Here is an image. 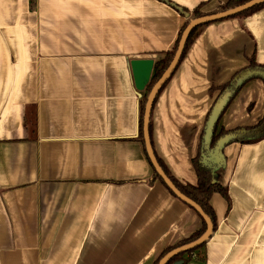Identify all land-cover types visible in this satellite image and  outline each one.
<instances>
[{"label":"crops","instance_id":"1","mask_svg":"<svg viewBox=\"0 0 264 264\" xmlns=\"http://www.w3.org/2000/svg\"><path fill=\"white\" fill-rule=\"evenodd\" d=\"M167 1L208 14L227 0H0V264H153L200 227L153 179L139 139L130 60L173 46L185 16ZM252 53L264 64V6L207 24L156 95L151 145L181 184L196 183L210 87ZM263 113L255 78L219 124L244 129ZM223 153L217 226L204 262L186 264H264V138Z\"/></svg>","mask_w":264,"mask_h":264},{"label":"water","instance_id":"2","mask_svg":"<svg viewBox=\"0 0 264 264\" xmlns=\"http://www.w3.org/2000/svg\"><path fill=\"white\" fill-rule=\"evenodd\" d=\"M264 0H249L240 5L227 8L224 10H219L214 13L204 14L199 17L190 18L186 27L182 31L180 39L178 41L177 48L174 52V55L169 62L166 69L163 71L158 80L153 84L150 91L147 94L146 101L144 104L143 115H142V137L144 141L145 151L150 160L151 165L153 166L156 173L161 177L166 186L175 194V196L183 201L184 203L191 206L204 220L206 224V228L204 232L195 240L183 244L181 246L175 247L168 251L163 257H161L157 264H166L171 258L174 256L194 249L200 244L206 242L211 234L213 233V226L211 219L204 213L201 207L195 203L193 200L185 196L183 193L179 191V189L174 185V183L170 180V178L165 174L159 163L157 162L156 156L154 154L151 141L150 134L148 130L149 121H150V113L153 102L159 90L162 88L164 83L170 78L174 70L176 69L179 60L181 58L186 40L190 34V32L197 26L209 23L212 21L225 19L240 12L253 7L256 4L263 3ZM181 14L188 16V13H185L180 6L171 3ZM154 61L151 58H136L130 60V68L133 78L134 87L139 96H141V92L145 90L146 85L148 84L152 71H153ZM253 77H261L264 78V71L257 68H248L237 75H235L232 79L231 86L226 89L213 103L210 112L207 116L204 131L202 134L201 140V151H200V159L199 162L210 169V173L212 176V183L217 182V177L219 170L225 168V156L223 150L226 145L236 140L238 137L245 133L244 129H239L234 132H229L221 136L217 139L214 145H211V139L213 136V131L216 123L218 122L221 114L223 113L225 107L228 105L231 97L234 95L236 90L243 85L245 81ZM173 264H181V261H176Z\"/></svg>","mask_w":264,"mask_h":264},{"label":"trees","instance_id":"3","mask_svg":"<svg viewBox=\"0 0 264 264\" xmlns=\"http://www.w3.org/2000/svg\"><path fill=\"white\" fill-rule=\"evenodd\" d=\"M247 1H249V0H227L224 4L220 5L218 8H219V10H224V9H227V8H231V7L240 5V4L245 3ZM167 2H169V1H167ZM202 6H203V3H200L191 12H189L188 10H186V9L181 7L185 13H188V16H185L183 14L185 16V21L182 24V26L180 27L178 35H177V38H176L173 46L171 47V49L167 50L164 53V56L162 58H160L159 60L155 61L154 65H153V71H152L151 78H150L148 84L145 87L144 94L139 99V139L142 142H143V137H142V115H143V109H144V104H145V101H146L147 94L150 91V89L153 86V84L158 80V78L161 76V74L163 73V71L166 69V67L168 66L169 62L171 61V59H172V57L174 55V52H175V50L177 48L178 41L180 39L182 31L186 27L189 19L190 18L199 17V16H202V15L205 14L201 10ZM263 6H264V2L256 4L253 7H250L248 9L240 12L239 14H236V15L228 17V18L245 17V16L250 15L251 13L257 11L258 9L262 8ZM225 19H227V18H225ZM209 23H205V24L199 25V26L195 27L190 32V34H189V36H188V38L186 40V43H185V46H184V49H183V52H182V55H181V58H180L179 62L182 60L183 56L185 55V53L187 52L188 48L193 43V41L202 32L203 28ZM248 68H253V69L257 68V69H260V70L264 71V64L257 63L256 60H255L254 53H252L251 56L248 58V64L245 67L241 68L240 70L236 71L228 81L224 82L223 84H221L219 86H211L210 87V89H209L210 93L213 94L215 91H217V95H216V97L214 99V102L226 89H228L231 86L233 77L235 75H237L239 72H241V71H243L245 69H248ZM255 78L262 80L263 85H264V78H261V77H253V78L248 79L247 81H249L251 79H255ZM247 81H245L243 83V85ZM166 82L164 83V85L166 84ZM164 85L162 86V88L164 87ZM243 85L240 86L236 90L234 95L231 97L229 103L233 100V98L240 91V89L243 87ZM229 103H228V105H229ZM228 105L225 107V109L228 107ZM251 107H252V103L247 106V110H250ZM225 109H224V111H225ZM219 120H220V118H219ZM219 120L216 123L214 131H213V136H212V139H211V145H214L215 142L217 141V139L220 138L221 136H223L224 134L229 133V132H234V131L239 129V128H234V129H231V130H226L223 126H221L219 124ZM148 130H149V134H150V138H151V122L150 121H149ZM244 130H245V133L243 135H241L240 137H238L234 141L240 142V143H252L254 141H257L259 139L264 138V113H263V116L258 120V122L255 125L247 126V127L244 128ZM155 156H156L157 162L159 163V165L161 166V168L163 169L165 174L170 178V180L179 189V191L181 193H183L185 196H187L188 198H190L191 200H193L195 203H197L201 207V209L204 211V213L207 214V216L211 219L212 226H213V231H215L216 226H217V220H216L215 212H214L213 208L211 207V205L209 203V199H210L211 195L213 193H215V192H218L221 195L225 196L226 195V187L221 185V183L219 181H217L215 183L211 182L212 176H211V173H210V169L205 167V166H203L198 161V157H195L194 160H193V165H194L195 172H196V177H197L196 183L195 184H192V183L181 184L178 180H176L170 174L169 170L167 169V167L165 166L163 161L156 154H155ZM147 159H148V161L150 163V160H149L148 156H147ZM151 167L153 169V179L159 180L165 186V188H167L169 193L171 195L175 196V194L163 182L161 177L156 173V171L154 170L152 165H151ZM184 204H186V203H184ZM186 205L189 208H191L192 210H194L188 204H186ZM197 215L199 216V218L201 220L200 227L197 230H195L189 237H187L185 239H182V240H179L176 244H174L172 246H168V247L164 248L162 251H160V253L156 257V259L154 260L153 264H157L159 259L161 257H163L171 249L195 240L196 238H198L204 232V230L206 228V224H205L203 218L198 213H197ZM205 243L206 242L200 244L199 246L195 247L194 249H191L189 251H186V252H183V253H180V254L174 256L166 264H173L176 261H181V264H186L191 259H194V260H196L198 262L203 263L204 260H205V254H204Z\"/></svg>","mask_w":264,"mask_h":264}]
</instances>
